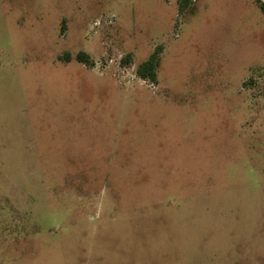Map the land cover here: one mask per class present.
<instances>
[{
  "label": "rangeland",
  "instance_id": "rangeland-1",
  "mask_svg": "<svg viewBox=\"0 0 264 264\" xmlns=\"http://www.w3.org/2000/svg\"><path fill=\"white\" fill-rule=\"evenodd\" d=\"M0 264H264V0H0Z\"/></svg>",
  "mask_w": 264,
  "mask_h": 264
},
{
  "label": "trees",
  "instance_id": "trees-1",
  "mask_svg": "<svg viewBox=\"0 0 264 264\" xmlns=\"http://www.w3.org/2000/svg\"><path fill=\"white\" fill-rule=\"evenodd\" d=\"M189 1L190 0H180V6H185ZM159 49L160 47H157L149 55V57L142 61L137 67L138 75L143 79L149 80L150 82H156L158 80V67L160 64ZM78 57L80 59H84V57L88 59L85 52H80L78 54Z\"/></svg>",
  "mask_w": 264,
  "mask_h": 264
}]
</instances>
